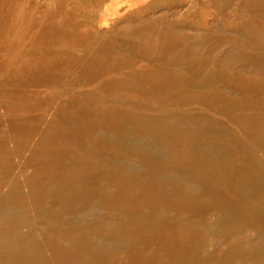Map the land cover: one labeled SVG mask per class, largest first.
Masks as SVG:
<instances>
[{
	"label": "rangeland",
	"instance_id": "rangeland-1",
	"mask_svg": "<svg viewBox=\"0 0 264 264\" xmlns=\"http://www.w3.org/2000/svg\"><path fill=\"white\" fill-rule=\"evenodd\" d=\"M55 1L0 0V264H264V0H197L183 17L186 0H145L111 29L94 7L113 0Z\"/></svg>",
	"mask_w": 264,
	"mask_h": 264
},
{
	"label": "bare ground",
	"instance_id": "bare-ground-1",
	"mask_svg": "<svg viewBox=\"0 0 264 264\" xmlns=\"http://www.w3.org/2000/svg\"><path fill=\"white\" fill-rule=\"evenodd\" d=\"M48 1H49V2H48V4H49V3L51 2V0H48ZM63 1H64V0H63ZM79 1H80V0H79ZM97 1H98V0H97ZM142 1H145V0H113L112 3H109V5L107 4V5H104V6H96V7H94V9L97 10L98 12H100V14H101L100 19L98 20V24H99V25H102V27H103V26H105V27H109L112 18H114L115 16H117V15L119 14V12H120V7H121V6H123V5L126 6V10H125V12H127V11H128V12H129V11L131 12V10H133V11L141 10V5H142V4H141V5H139V4L142 3ZM156 1H157V0H156ZM201 1H202V0H201ZM207 1L210 2L211 0H210V1L207 0ZM255 1H256V0H255ZM45 2H46V1H45ZM55 2L57 3L58 1L56 0ZM55 2H54V3H55ZM68 2H69V1H68ZM153 2H155V0H154ZM167 2H168V1L166 0L165 3H167ZM211 2H212V1H211ZM65 3H66V2H65ZM96 3H98V2H96ZM206 3H207V2H206ZM44 4H45V3H44ZM52 4H53V3H52ZM57 4H58V3H57ZM93 4H94V3H93ZM149 4H150V3H149ZM149 4H148V6L150 7L151 5H149ZM210 4H211V3H210ZM256 4H257V3H256ZM256 4H255V5H256ZM50 5H51V3H50ZM54 5H55V4H54ZM58 5H59V4H58ZM66 5H67V3H66ZM174 5H175V4H174ZM181 5H182V4H181ZM201 5H202V4H201ZM201 5H200V7H201ZM211 5H212V4H211ZM262 5H263V4H262ZM40 6H41V5H40ZM42 6H43V5H42ZM52 6H53V5H52ZM55 6H56V5H55ZM60 6H63V5H59V7H60ZM125 6H124V7H125ZM176 6H177V5H176ZM176 6H175V7H176ZM59 7H58V8H59ZM74 7H75V6H74ZM90 7H92L91 9H93V6H90ZM109 7H113V8H114V12L111 13V14H109V15L104 14L103 11H104L105 9H108ZM145 7L147 8V6H145ZM198 7H199V4H198L197 0H186L185 5H183V7L180 8V9L183 11V12L181 13V16L183 17V15H185L186 13H190V12H193V11H194V13H197L196 10L198 9ZM206 7H207V5H206ZM210 7H211V6L209 5V9L211 10L212 7H211V8H210ZM260 7H261V6H260ZM44 8L46 9V8H48V6H46V7L44 6ZM53 8H54V7H53ZM58 8H55V10H56V9L58 10ZM87 8H89V7H87ZM176 8H177V7H176ZM178 8H179V7H178ZM213 8H214V7H213ZM257 8H258V7H257ZM263 8H264V6H263ZM41 9H42V7H41ZM45 9H44V10H45ZM76 9H77V8H76ZM164 9H165V8H164ZM216 9H217V8H216ZM254 9H255V7H254ZM42 10H43V9H42ZM42 10H41L40 12H42ZM44 10H43V11H44ZM60 10L62 11V7L60 8ZM78 10H79V9H78ZM84 10H85V9H84ZM87 10H89V9H87ZM145 10H146V9H145ZM175 10H176V9H175ZM255 10H256V9H255ZM61 11H59V12L61 13ZM63 11H64V10H63ZM133 11H132V12H133ZM161 11H163V10H161ZM165 11H166V10H165ZM168 11H169V9H168ZM168 11H167V12H168ZM170 11H171V10H170ZM173 11H174V10H173ZM197 11H198V10H197ZM205 11H208V10H205ZM256 11H257V10H256ZM260 11H261V10H260ZM45 12H46V11H45ZM51 12H52V11H51ZM123 12H124V11H123ZM123 12H122V13H123ZM154 12H155V11H154ZM57 13H58V11H57ZM62 13H64V12H62ZM62 13H61V14L58 13L59 16H57V17H60V15H61V16L65 15V14H62ZM120 13H121V12H120ZM157 13H158V12H157ZM169 13H170V12H169ZM172 13L175 14V12H172ZM209 13H210V12H209ZM43 14H44V12H43ZM46 14H47V16H48V13H47V12H46ZM66 14H67V13H66ZM160 14H161V13H160ZM160 14H158V15H160ZM179 14H180V13H179ZM259 14L261 15V13H259ZM155 15H157V14L155 13ZM161 15H162V14H161ZM197 15H198V13H197ZM45 16H46V15H45ZM49 16H50V14H49ZM146 16H147V15H146ZM178 16H179V15H178ZM195 16H196V15H195ZM205 16H206V15H205ZM210 16H212V15H210ZM53 17H54V18L56 17L55 14L53 15ZM69 17H70V15H69ZM71 17H72V16H71ZM122 17H123V16H122ZM142 17H143V16H142ZM154 17H155V16H154ZM174 17H175V16H174ZM48 18H49V17H48ZM48 18H47V19H48ZM62 18H63V17H62ZM91 18H92V17H91ZM148 18H149V16H148ZM156 18H157V17H156ZM172 18H173V15H172ZM208 18H209V16H208ZM49 19H50V18H49ZM65 19H67V18H65ZM118 19H119V18H118ZM135 19L137 20V18H135ZM139 19H142V20H148L147 24L149 23V20H150V19L152 20V18H150V19L139 18ZM153 19H154V18H153ZM168 19H169V18H168ZM179 19H180V16H179ZM213 19H215V18L212 17V20H213ZM57 20H58V19H57ZM57 20H56V21H57ZM69 20H70V19H68L67 21H69ZM119 20H120V19H119ZM151 20H150V21H151ZM172 20H173V19H172ZM46 21H47V20H46ZM49 21H50V20H49ZM51 21H52V19H51ZM53 21H54V20H53ZM65 21H66V20H65ZM169 21H170V20H169ZM169 21H168V23H169ZM70 22L73 23L72 20H71ZM117 22H118V21H117ZM155 22H156V21H155ZM163 22H164V21H163ZM165 22H166V21H165ZM172 22H173V21H172ZM211 22H212V21H211ZM211 22H210V24H211ZM55 23H57V22H54V25H55ZM114 23H115V22H114ZM126 23H127V22H126ZM145 23H146V21H145ZM145 23H144V24H145ZM151 23L154 25V20H153V22H151ZM151 23H150V24H151ZM161 23H162V22H161ZM68 24H69V23H68ZM127 24H128V23H127ZM127 24H126V25H127ZM130 24H131V23H130ZM156 24H157V23H156ZM156 24H155V26L157 27ZM202 24H203V26H204V23H202ZM208 24H209V23H208ZM69 25H70V24H69ZM77 25H78V24H77ZM85 25H86V24H85ZM85 25H83V26L85 27ZM113 25H114V24H113ZM113 25H112V26H113ZM132 25H133V24H132ZM212 25H214V24H212ZM55 26H56V25H55ZM121 26H122V25H121ZM123 26H124V25H123ZM123 26H122V27H123ZM147 26H148V25H147ZM155 26H154V27H155ZM158 26H161V25H158ZM162 26H165V25H162ZM167 26H168V25H167ZM214 26H215V25H214ZM214 26H213V27H214ZM60 27H61V26H60ZM60 27H59L58 29H60ZM105 27H104V28H105ZM122 27H121V30L124 31L125 29L122 28ZM134 27H135V26H134ZM144 27H145V26H144ZM148 27H149V26H148ZM148 27H145V28L149 29L150 27H149V28H148ZM151 27H152V26H151ZM154 27H153V28H154ZM210 27H211V26H210ZM76 28H77V27H76ZM109 28H110V27H109ZM112 28H115V27H112ZM119 28H120V27H119ZM145 28H144V30H145ZM167 28H168V27H167ZM167 28H166V29H167ZM169 28H170V27H169ZM176 28H178V27L176 26ZM185 28H186V27H185ZM185 28H184V29H185ZM193 28H194V27H193ZM110 29H111V28H110ZM156 29H157V28H156ZM163 29H164V28H163ZM171 29H173V28H171ZM174 29H175V28H174ZM23 30H24V28H23ZM95 30H96V28H95ZM101 30H104V29H101ZM107 30H108V29H107ZM114 30H115V29H114ZM161 30H162V27H161ZM161 30H160V31H161ZM177 30H178V29H177ZM181 30H182V29H181ZM187 30H188V29L186 28V31H187ZM189 30H190V29H189ZM208 30H209V29H208ZM111 31H112V30H111ZM118 31H119V30H118ZM154 31H155V30H154ZM173 31H174V30H173ZM173 31H172V32H173ZM179 31H180V30H179ZM179 31H178V32H179ZM184 31H185V30H184ZM184 31H183V32H184ZM190 31H191V30H190ZM193 31H194V30H193ZM193 31H192V32H193ZM220 31H222V30H220ZM99 32H100V31H99ZM99 32L97 33L98 35H99ZM107 32H108V31H107ZM107 32H105V33L107 34ZM125 32H128V31L125 30ZM134 32H135V30H134ZM134 32H133V33H134ZM136 32H137V31H136ZM144 32H145V31H144ZM151 32H152V31H151ZM161 32H162V31H161ZM163 32H164V30H163ZM165 32H167V31H165ZM169 32H170V31H169ZM175 32H176V30H175ZM180 32H181V31H180ZM108 33H109V32H108ZM122 33H123V32H122ZM122 33H121V34H122ZM130 33H131V32H130ZM130 33H129V34H130ZM202 33H203V32H202ZM109 34H110V36H111V35H112V32L109 33ZM113 34H114V33H113ZM123 34H124V33H123ZM123 34H122V35H123ZM126 34H128V33H126ZM134 34H135V35H134ZM134 34H132L133 37L130 35V36L133 38V40L135 39L134 37H136V33H134ZM144 34H145V33H144ZM153 34H154V33H153ZM204 34H206V35H204ZM204 34H203V36H207L208 33H204ZM74 35H75V34H74ZM76 35H77V34H76ZM122 35H121V36H122ZM137 35H138V37H139V39H140L139 34H137ZM141 35H143V34H141ZM22 36H23V34H22ZM77 36H78V35H77ZM80 36H81V35H80ZM110 36H109V38L111 39ZM123 36H124V35H123ZM130 36H129V37H130ZM155 36H156V35H155ZM96 37H97V36H96ZM98 37H99V36H98ZM138 37H137V38H138ZM72 38H74V37H72ZM78 38H79V37H78ZM142 38H143V37H142ZM153 38H154V37H153ZM158 38H159V36H158V37L156 36V41H157ZM163 38H164V36H163ZM97 39H98V38H97ZM110 39H109L108 41H110V43H111L112 41H111ZM139 39H138V40H139ZM25 40H26V38H25ZM60 40H61V38H60ZM60 40H59V41H60ZM63 40H64V38H63ZM63 40H62V41H63ZM78 40H79V39H78ZM99 40H100V39H99ZM154 40H155V38H154ZM166 40H168V38H166ZM169 40L171 41L172 39L169 38ZM93 41H94V40H93ZM97 41H98V40H97ZM118 41H119V40H118ZM140 41H142V40L140 39ZM151 41H152V39H151ZM170 41H167V45L170 44V43H168V42H170ZM104 42H105V41H104ZM113 42H114V41H113ZM115 42H117V41H115ZM138 42H139V41H138ZM143 42H144V41H143ZM153 42H154V41H153ZM164 42H165V40L163 41V43H164ZM60 43H61V42H59V44H60ZM76 43H78V42H76ZM107 43H108V42H107ZM107 43H106V44H107ZM110 43H109V45H108V44H107V45L110 46ZM139 43H140V42H139ZM139 43H138V44H139ZM144 43H145V42H144ZM157 43H158V42H157ZM161 43H162V42H161ZM161 43H160V44H161ZM163 43H162V44H163ZM95 44H96V43H95ZM95 44H94V45H95ZM119 44H122V43L119 42ZM125 44H126V43H125ZM129 44H131V42H130ZM138 44H137V45H138ZM162 44H161L159 47H161ZM164 44H165V43H164ZM164 44H163V45H164ZM122 45H123V44H122ZM142 45H143V44H142ZM171 45H172V44H171ZM189 45L192 46V44H189ZM92 46H93V45H92ZM92 46H91V47H92ZM108 46H107V47H108ZM116 46H118V45H116ZM119 46H120V45H119ZM173 46H174V45H173ZM191 46H190V47H191ZM84 47H85V46H84ZM159 47H158V48H159ZM164 47H165V46H164ZM164 47H162V48L164 49ZM174 47H175V46H174ZM174 47H173V49H175ZM180 47H181V50H182V46H180ZM190 47H189V48H190ZM88 48H89V47H88ZM88 48L85 47L84 49H87V50L89 51L90 49H88ZM109 48L111 49L112 47H109ZM166 48H167V47H166ZM166 48H165V51H167ZM170 48H172V46H171ZM170 48H168V50H169ZM91 49H92V48H91ZM103 49H104V48H103ZM110 49H109V50H110ZM138 49L140 50V48H138ZM142 49H143V48H142ZM176 49L179 50L178 47H176ZM104 50H107V51H108V49H106V48H105ZM117 50H119V49H117ZM129 50H130V48H129ZM158 50H161V49H158ZM171 50H172V49H171ZM181 50H180V51H181ZM188 50L191 51V49H188ZM192 50H193V49H192ZM84 51H86V50H84ZM95 51H96V52H94V53H95L94 56H95V55H97V56H101V55L103 54V52H104V51H103V52L100 53V55H99V54H96L98 50H95ZM124 51H125V50H124ZM136 51H137V50H136ZM140 51H141V50H140ZM142 51H143V50H142ZM162 51H163V50H162ZM162 51H161V52H162ZM169 51H170V50H169ZM169 51H168V53H172V52H169ZM174 51H175V50H174ZM190 51H188V52H190ZM91 52H92V50H91ZM100 52H101V51H100ZM131 52H132V51H131ZM145 52H146V51H145ZM145 52H144V53H145ZM158 52H159V51H158ZM158 52H157V54H158ZM163 52H164V51H163ZM182 52H185V51L183 50ZM89 53H90V52H89ZM127 53H129V52L127 51ZM135 53H136V52H135ZM150 53H151V52H150ZM154 53H156V51H155ZM168 53H167V54H168ZM173 53H174V52H173ZM191 53H192V52H191ZM74 54H76V53H74ZM77 54H78V53H77ZM115 54H116V52L113 53V55H115ZM142 54H143V53H142ZM161 54L165 55V52H164V53H161ZM188 54H189V53H188ZM80 55H81V54H80ZM87 55H89V54H87ZM91 55H92V53H91ZM91 55H90V57H91ZM111 55H112V54H111ZM126 55L128 56L129 54H126ZM143 55H144V54H143ZM150 55H151V54H149V56H150ZM158 55H159V54H158ZM158 55H157V56H158ZM163 55H161V56H163ZM171 55H172V54H170V56H171ZM81 56H83V54H82ZM97 56H95L94 58L96 59ZM117 56H118V55H116V57H117ZM119 56L122 57L121 54H120ZM124 56H125V55H124ZM124 56H123V57H124ZM133 56H134V58L131 56V57L133 58V59L130 58L131 60H134V59L136 58L134 54H133ZM137 56H138V55H137ZM139 56H140V54H139ZM155 56H156V55H155ZM170 56H168V57H170ZM191 56H192V55H191ZM70 57H72V56H70ZM116 57L114 56V57H112V58H115L114 60H116V59H117ZM123 57H122V58H123ZM128 57H129V56H128ZM145 57H146V55L144 56V59H145ZM83 58H84V57H83ZM118 58H119V57H118ZM122 58H121L120 60H122ZM165 58H166V57H165ZM179 58H180V56H179ZM181 58H182V57H181ZM183 58H185V56H184ZM74 59H75V60H74ZM97 59H98V58H97ZM97 59H96V60H97ZM108 59H109V58H108ZM127 59H128V58H127ZM130 59H129V61H130ZM136 59H137V58H136ZM152 59H153V58H152ZM73 60L76 61V57L73 56ZM79 60H80V59H79ZM89 60H90V59H89ZM114 60L111 59L112 62H113ZM117 60H119V59H117ZM117 60H116V62H117V65H118V63H120V61L118 62ZM140 60H141V59H140ZM77 61H78V60H77ZM90 61H92V60H90ZM105 61H107V60H105ZM175 61H177V60H175ZM71 62H72V61H71ZM93 62H94V60H93ZM122 62H123V61H122ZM136 62H137V60H136ZM143 62H144V61L142 60V63H143ZM168 62H169V60H168ZM172 62H173V61H172ZM73 63H74V62H73ZM95 63H97V62H95ZM108 63H110V61L107 62V65H108ZM128 63H129V62H128ZM130 63H134V62L132 61V62H130ZM138 63H139V60H138ZM146 63H147V62H146ZM157 63H158V62H157ZM173 63H174V62H173ZM100 64H101V63H100ZM122 64H123V63H122ZM144 64H145V63H144ZM144 64H143V66H140V68H143V67L145 68ZM94 65H95V64H94ZM112 65H114V63H113ZM120 65H121V64H120ZM123 65H125V62H124ZM137 65H138V64H136V66H137ZM145 65H146V64H145ZM167 65H170V64H167ZM171 65H172V64H171ZM121 66H122V65H121ZM152 66H153V65H152ZM164 66H166V65L164 64ZM107 67H108V66H107ZM107 67H105V68H107ZM111 68L113 69V67H111ZM146 68H147V67H146ZM148 68H152V67L148 66ZM148 68H147V70H149ZM166 68L168 69V66H167ZM171 68H172V67H171ZM115 69H116V68H115ZM167 69H164V71L167 70ZM113 70H114V69H113ZM131 70H132V69H131ZM147 70H145V75H146ZM170 70H171V69H170ZM107 71H108V70H107ZM152 71H153V70H152ZM159 71H160V70H159ZM164 71H162V72H164ZM149 72H150V71H149ZM160 72H161V71H160ZM160 72H159V73H160ZM168 72H169V69H168ZM170 72H171V71H170ZM179 72L181 73V70H180ZM111 73H112V71H111ZM138 73H139V72H138ZM138 73H136V74L139 75ZM140 73H141V72H140ZM152 73H153V72H152ZM152 73H150V75H151ZM157 73H158V72H157ZM176 73H177V72H176ZM176 73H175V72L173 73V75H172L173 77H172V78L175 77L174 79H177L176 77H178V76H174ZM108 74H109V71H108ZM155 74H156V73L154 72V75H155ZM169 74H170V73H169ZM169 74H168V75H169ZM182 74H183V73H182ZM184 74H185V73H184ZM95 75H96V74H95ZM150 75H148V77H149ZM156 75H157V74H156ZM156 75H155V76H153V75L150 76V77H153V78L156 77V79H155V83H154L155 85L158 84V82H157L158 78H157V77H159V76H156ZM98 76H99V75H98ZM109 76L111 77V75H108V77H109ZM184 76H185V75H184ZM105 77H107V75H105ZM105 77H103V80L105 79ZM113 77H116V76H113ZM113 77H112V78H113ZM144 77H145V76H144ZM146 77H147V76H146ZM150 77H149V78H150ZM169 77H171V76H169ZM96 78H97V77H96ZM142 78H143V77H142ZM180 78H181V76H180ZM100 79H101V78H100ZM146 79H147V78H146ZM151 79H152V78H151ZM159 79H160V77H159ZM163 79H164V78H163ZM174 79H172V82H174ZM186 79H187V78H186ZM85 80H86V79H85ZM110 80H112V79L110 78ZM117 80H118V78H117ZM117 80H115L116 83H117V84H115V85H118V84H119V88H120V83L122 82V81H121V77H120V79H119V80H120V83L117 82ZM122 80H124V79H122ZM169 80H170V79H169ZM169 80H168V81H169ZM177 80H180V81H181L182 79H179V78H178ZM95 81H96V80L92 81V82L94 83V85H95ZM107 81H108V80H107ZM115 81H114V82H115ZM129 81H130V80H129ZM134 81H135V80H133V84H132V85H131V84L129 85V87L132 86V89H133L134 86H138L139 84H140L139 87L142 86V84L140 83V82H142V81L137 82V83H139L138 85H134V83H135ZM158 81H159V80H158ZM162 81H163V80H162ZM162 81H159V84H158V85H161L160 82L162 83ZM184 81H185V80H184ZM86 82H88V81H86ZM110 82H111V81H110ZM125 82H126V83H125V84L122 83L121 86H122V85H125V86H126L125 88H127V85H128L129 83L127 84V80H126V79H125ZM156 82H157V83H156ZM166 82H167V81H166ZM175 82H176V81H175ZM181 82H182V81H181ZM186 82H187V81H186ZM96 83H97V82H96ZM137 83H136V84H137ZM142 83H144V82H142ZM163 83H164V82H163ZM169 83H170V81H169ZM176 83L179 84V82H176ZM176 83H175V85H177ZM183 83H185V82H183ZM86 84H88V83H86ZM112 84H114L113 81H112ZM167 84H168V83H167ZM167 84L165 85V83H164V87H165V86L168 87ZM180 84H181V83H180ZM91 85H92V83H91ZM91 85H90V86H91ZM115 85H114V86H115ZM145 85H146V84H145ZM145 85H144V86H145ZM148 85H149V84H148ZM155 85H154V86H155ZM80 86H81V84H80ZM105 86H107V85H105ZM150 86H151V85H149V87H150ZM162 86H163V85H162ZM107 87H108V86H107ZM139 87H134V88H136V89H137V88H138V89H141V88H139ZM149 87H148V88H149ZM170 87H174V84H173V86L170 84ZM187 87H188V86H187ZM115 88H116V86H115ZM117 88H118V87H117ZM117 88H116V89H117ZM123 88H124V87H123ZM143 88H144V87H143ZM150 88H151V87H150ZM150 88H149V89H150ZM154 88H155V87H154ZM168 88H169V87H168ZM168 88H167V89H168ZM138 89H137V90H138ZM149 89H146V86H145V90H149ZM152 89H153V87H152ZM152 89H151V90H152ZM158 89H159V88H158ZM174 89H175L176 92H177V90H179L178 87H175ZM185 89H186V88H185ZM112 90H114V89H111V90L109 89V91L113 92ZM155 90H157V88H156ZM160 90H163V91H164V89H160ZM208 90H209V89H208ZM86 91L88 92V90H86ZM94 91H95V90H93V92H94ZM109 91H108V92H109ZM139 91L141 92V90H139ZM163 91H162L161 94H163V96H164L165 91H164V92H163ZM166 91H167V90H166ZM179 91H180V90H179ZM212 91H213V90H212ZM77 92H78V91H77ZM93 92H92V90H91V92H88L87 95H88V94H91V93H93ZM108 92H107V93H108ZM111 92H110V93H111ZM142 92H143V90H142ZM142 92H141V93H142ZM144 92H145V91H144ZM146 92H148V91H146ZM157 92H159V90L156 91L155 93H156V95L158 94L157 96H161V94H159L160 92H159V93H157ZM176 92H175V94H176ZM136 93H137V92H136ZM136 93H135V94H136ZM148 93H149V92H148ZM155 93H152V94H155ZM167 93H168V92H167ZM171 93H173V92L171 91ZM178 93H179V92H178ZM212 93H214V92H212ZM93 94H95V93H93ZM128 94H130V93H128ZM142 94H143V95H142ZM142 94H141V97H142V96H145L144 93H142ZM149 94H151V93H149ZM152 94H151V95H152ZM169 94H170V93H169ZM169 94H168V96H169ZM96 95H98V93H96ZM100 95H101V94H100ZM100 95H99V96H100ZM102 95H104V94H102ZM105 95H106V94H105ZM146 95L148 96L147 93H146ZM151 95H149V97H151ZM108 96H110V95H108ZM108 96H107V98H109ZM133 96H134V95H132V97H133ZM136 96H138V98L140 97V95H138V94H136ZM122 97H125V96H122ZM122 97H121V98H122ZM126 97H127V96H126ZM152 97H153V95H152ZM170 97H171V96H170ZM110 98H111V97H110ZM115 98H116V96H115ZM121 98H120V99H121ZM127 98H128V97H127ZM130 98H131V97H130ZM142 98L144 99V97H142ZM117 99H119V97L116 98V100H117ZM165 99H166V98H165ZM168 99H169V97H168ZM209 99H211V98H209ZM122 100H123V99H122ZM117 101H118V100H117ZM135 101H137V100H135ZM123 102H124V101H123ZM139 102L141 103V101H139ZM157 103H158V102H157ZM162 103H163V102H161V104H162ZM145 104H147V107H150V106H151V105L149 106L148 103H145ZM124 105H126V104H124ZM183 105H185V104H183ZM134 106H135V105H134ZM132 107H133V106H132ZM135 108H136V107H135ZM135 108H133V111L137 110V109H135ZM143 108H144V107H143ZM153 108H154V106L151 107L150 110H152ZM193 108H194V107H193ZM134 109H135V110H134ZM140 109H141V108H140ZM144 109H145V108H144ZM148 109H149V108H148ZM154 109H155V108H154ZM191 109H192V108H191ZM194 109H195V108H194ZM131 110H132V109H131ZM157 110H159V109H157ZM125 111H127V110H125ZM154 111H156V110H154ZM164 111H165V110H164ZM164 111H163V112H164ZM129 112H131V111H129ZM159 112H160V113L162 112V109H161V108H160ZM163 112H162V113H163ZM124 113H125V112H124ZM135 113H136L135 116H140V115H137V112H136V111H135ZM156 113H158V111H157ZM160 113H159V114H160ZM131 114L133 115L134 112L131 113ZM159 114H158V117H159ZM163 114H165V113H163ZM168 114H169V113H168ZM171 114H172V113H171ZM178 114L180 115V113H178ZM199 114H201V113H199ZM127 115H128V114H127ZM142 115H143V114H142ZM149 115H150V114H149ZM166 115H167V114H166ZM169 115H170V114H169ZM176 115H177V114H176ZM179 115H177V116H179ZM181 115H182V114H181ZM185 115H186V114H184L183 116H185ZM192 115H194V114H192ZM201 115H202V114H201ZM203 115H204V114H203ZM128 116H131V115H128ZM133 116H134V115H133ZM144 116H148V115L146 114V115H144ZM152 116H153V115H151V117H152ZM170 116H171V115H170ZM186 116L188 117L189 115H186ZM199 116H200V115H199ZM142 117H143V116H142ZM142 117H141V119H142ZM165 117H166V116H165ZM167 117H168V115H167ZM174 117H175V115H174ZM189 117H192V116H189ZM194 117L196 118L197 116L195 115ZM194 117H193V118H194ZM143 118H144V117H143ZM145 118H146V117H145ZM145 118H144V119H145ZM147 118L149 119L150 117H147ZM153 118L155 119L156 117H153ZM160 118L163 119V117H161V116H160ZM168 118H171V117H168ZM168 118H165V119H168ZM176 118H178V117H176ZM138 119H140V118L138 117ZM154 119H153V120H154ZM158 119H159V118H158ZM161 119H160V120H161ZM178 119H180V118H178ZM142 120H143V119H142ZM150 120H152V118H151ZM156 120H157V119H156ZM218 120H220V119H218ZM148 121H149V120H148ZM148 121L146 120V122H148ZM157 121H158V120H157ZM157 121H156V122H157ZM184 121L186 122V119H185ZM214 121H216V120H214ZM153 122H155V121H153ZM153 122H152V124H153ZM215 123L217 124L218 121L215 122ZM218 124H219V123H218ZM231 126H232V125H231ZM229 127H230V126H229ZM235 127H236V126H235ZM241 129H242V128H241ZM227 130L229 131V129H227ZM233 130H234V129H233ZM242 130H243V129H242ZM242 130H241V131H242ZM46 131H47V130H46ZM48 131H49V130H48ZM243 132H244V131H243ZM234 133H235V130H234ZM234 133L231 134V135H232V136L234 135V138H235V134H234ZM245 134H246V132H245ZM116 135H117V134H116ZM247 135H249V134L247 133ZM240 137H241V136H240ZM240 137H239V134H238V135L236 134V138L241 139V142H242L243 140H242V138H240ZM245 137H246V136H245ZM247 137H248V136H247ZM101 138H103V137H101ZM113 139H114V138H113ZM115 139H116V138H115ZM119 139H120V138H119ZM232 140H233V139H232ZM248 140H249V139H248ZM119 141L121 142V140H119ZM125 141L127 142V140H125ZM126 142H124V143H126ZM239 142H240V140H239ZM241 142H240V143H241ZM244 142H245V141H243L241 144H243ZM231 143H232V142H231ZM111 144H112V143H111ZM133 145H134V144H133ZM136 145H137V144H136ZM136 145H134V146H136ZM146 145H147V144H146ZM151 145H152V144H151ZM244 145H246V144L244 143ZM247 145H248V144H247ZM111 146H112V145H111ZM116 146H117V142H116ZM116 146H114V147H116ZM118 146H120V145L118 144ZM121 146H122V145H121ZM232 146H233V145H232ZM236 146H238V145H236ZM248 146H249V145H248ZM126 147H127V146H126ZM137 147H138V146H137ZM140 147H141V146H140ZM148 147H149V146H148ZM153 147H154V146H153ZM233 147H234V146H233ZM242 147H243V146H242ZM89 148H90V147H89ZM243 148H244V147H243ZM153 149H154V148H153ZM234 149H235V148H234ZM239 149H240V148H239ZM88 150H89V149H88ZM148 150H149V149H148ZM154 150H156V149H154ZM157 150H158V149H157ZM159 150H160V148H159ZM240 150H241V149H240ZM242 150H243V149H242ZM248 150H249V148H248ZM250 150L252 151V149H250ZM86 151H87V150H86ZM99 151H100V150H99ZM229 151L232 152L231 150H229ZM243 151H244V150H243ZM243 151H242V153H243ZM245 151H247V150H245ZM89 152H90V151H87V153H89ZM93 152H94V150H93ZM145 152H146V151H145ZM96 153H97V152H96ZM154 153H155L156 155H159V153H158V154H157L156 152H154ZM232 153H233V152H232ZM253 153H254V155H256L255 157L258 156L257 153H255L254 151H253ZM91 154H92V152H90V155H91ZM93 154L95 155V153H93ZM106 154H107V153H106ZM144 154H145V153H144ZM147 154H148V153H147ZM149 154H150V153H149ZM149 154H148V155H149ZM164 154H165V153H164ZM109 155H110V154H109ZM150 155H151V154H150ZM104 156H105V155H104ZM152 157H154L153 154H152ZM156 157H158V156H156ZM158 159H160V155H159V158H158ZM161 159H163V157H162ZM257 159H258V158H257ZM259 159H260V158H259ZM147 160H148V159H147ZM153 160H154V159H153ZM163 160H164V159H163ZM257 161H258V160H257ZM263 161H264V160H263ZM109 162H110V161H109ZM161 162H163V161H161ZM143 163H145V162H143ZM150 163H152V162H150ZM163 163H164V165L161 166L162 168L165 167V162H163ZM259 163H260V162H259ZM111 164H112V163H111ZM111 164H110V165H111ZM156 164L159 165L158 163H156ZM160 164H161V163H160ZM124 165L127 167L128 163H127V165H126V163H124ZM129 165H130V164H129ZM140 165H142V164H140ZM152 165H153V164H152ZM161 165H162V164H161ZM180 165H182V164H177L176 167H179ZM260 165H262V164H260ZM125 166H124V167H125ZM138 166H139V165H138ZM138 166H137V167H138ZM147 166H148V164H147ZM150 166H151V165H149V167H150ZM159 166H160V165H159ZM170 166H171V165H170ZM137 167H136V168H137ZM141 167H142V166H141ZM145 167H146V166H145ZM155 167H156V166H154L153 168H155ZM161 167H160V168H161ZM127 168L129 169V167H127ZM130 168H132V167L130 166ZM146 168H148V167H146ZM151 168H152V166H151ZM156 168H157V167H156ZM160 168L158 167V172H159V169H160ZM162 168H161V169H162ZM169 168H170V167H169ZM169 168H166V167H165V168H163V169H166V171H167V169H169ZM179 168H180V167H179ZM182 168H184V167H182ZM188 168H189V166L186 167L187 172H188V170H190V168H192V167H190L189 169H188ZM128 169H127V170H128ZM132 169H134V167H133ZM142 169H143V168H142ZM148 169H149V168H148ZM171 169H174L175 174H177V171H178V170L175 171L176 168L171 167L170 170H171ZM143 170L145 171V170H147V169H143ZM143 170H142V171H143ZM170 170H168V172H166V173H167V176L169 175L168 173H169ZM191 170L193 171V170H195V169H191ZM261 170H262V169H261ZM261 170H260V172H261L260 175L263 173ZM131 171H132V170H130V172H131ZM142 171H141V172H142ZM147 171H148V170H147ZM160 171H162V170H160ZM195 171H196V170H195ZM195 171L192 172L193 175L196 173ZM101 172H102V171H101ZM106 172H107V171H106ZM113 172H115V171H113ZM130 172H128V173H130ZM149 172H150V171H149ZM154 172H155V171H154ZM131 173H132V172H131ZM159 173H160V172H159ZM171 173H173V170L170 171V175H172ZM188 173H189V172H188ZM192 173H189V174L192 175ZM197 173L200 174V173L198 172V170H197ZM197 173H196V174H197ZM133 174H134V173H133ZM175 174H174V176H176ZM146 175H148V174L146 173ZM151 175H153V174L151 173ZM160 175H162V174H160ZM200 175H201V174H200ZM157 176H158V175H156V176H154V177L157 178ZM162 176H164V175H162ZM178 176H179V178L181 177V175H179V174H178ZM178 176H177V177H178ZM186 176H188L187 173H186ZM131 177H133V176H131ZM131 177H130V178H131ZM142 177H143L144 180H145V174H144V176H142ZM154 177L151 176V179H152V178L154 179ZM168 177H170V176H168ZM177 177H176V178H177ZM189 177H191V176H189ZM193 177L196 178L197 176L194 175ZM261 177H262V176H261ZM68 178H69V177H68ZM71 178H73V177H71ZM71 178H70V179H71ZM86 178H87V177H86ZM146 178H147V177H146ZM156 178H155V179H156ZM158 178H159V177H158ZM160 178H161V177H160ZM171 178H172V177H171ZM174 178H175V177H174ZM181 178H183V177H181ZM184 178H187V177H184ZM63 179L66 180L67 177H66V178H63ZM70 179H67V180H70ZM87 179H88V178H87ZM87 179H86V180H87ZM164 179L166 180V178H164ZM67 180H66L65 182H67ZM71 180H72V179H71ZM74 180H75V179H74ZM147 180H149V179H147ZM171 180H173V178H172ZM181 180L185 181L184 179H181ZM187 180H189V179H187ZM126 181H127V180H126ZM151 181H154V180H151ZM174 181H175V180H174ZM178 181H179V180H178ZM61 182H62V180H61ZM61 182H60V183H61ZM63 182H64V181H63ZM63 182H62V183H63ZM84 182H85V181H84ZM87 182H88V181H87ZM132 182H133V181H132ZM175 182H176V181H175ZM67 183H68V182H67ZM126 183H128V185H129L130 182H126ZM137 183H138V182H137ZM133 185H134V184H132V186H133ZM188 185H190V184H188ZM191 185H193V184H191ZM68 186H69V185H68ZM68 186H67V187H68ZM134 186H136V184H135ZM200 186H202V185H200ZM200 186H199V187H200ZM69 187H70V188H72V187L74 188V185H73L72 187H71V186H69ZM184 187L186 188L185 185H184ZM195 187H196V185H195ZM193 188H194V187H193ZM201 188H202V187H201ZM183 189H184V188H183ZM189 189H190V188H189ZM191 189H192V188H191ZM73 190H74V189H73ZM185 190H187V188H186ZM192 190H193V189H192ZM69 191H70V190H69ZM181 191H182V190H181ZM71 192H72V190H71ZM183 192H184V191H183ZM67 193H68V191H67ZM67 193L64 194V195L67 196ZM77 193H78V192H77ZM74 194L76 195L75 192H74ZM68 195H71V194H68ZM72 195H73V193H72ZM72 195H71V197H72ZM84 195H85V194H84ZM90 195H91V194H89V196H90ZM174 195H176V194H174ZM174 195H173V198H174ZM62 196H63V195H62ZM68 197H69V196H68ZM88 198H90V197H88ZM88 198H87V199H88ZM66 199H68V198H66ZM178 199H180V198H178ZM72 200H78V199L75 198V199H72ZM174 200H176V199L174 198ZM70 201H71V200H70ZM180 201H181V200H180ZM180 201H179V202H180ZM66 202L68 203L69 201L67 200ZM66 202H65V204H66ZM71 202H72V201H71ZM190 202H191V200L189 201V203H190ZM75 203H76V201H75ZM172 203H173V202H172ZM174 203L176 204V202H174ZM191 203H193V202H191ZM191 203H190V204H191ZM68 204H69V203H68ZM71 204H72V203H71ZM86 204H88V203H86ZM63 205H64V202H63ZM76 205H77V204H76ZM92 205H93V202H92ZM196 205H197V204H196ZM87 206H88V205H87ZM93 206H94V205H93ZM93 206H91V208H92ZM95 206H97V205L95 204ZM163 206L165 207V205H163ZM50 207H51V206H50ZM52 207H53V206H52ZM52 207H51V208H52ZM55 207H56V206H55ZM55 207H54V208H55ZM70 207H71V206H69V208H68L69 210L71 209ZM85 207H86V206H85ZM34 208H35V206H34ZM37 208H38V207H37ZM54 208H53L52 211L55 210ZM89 208H90V207H89ZM32 209H33V207H32ZM44 209H46V208H44ZM48 209H50V208H48ZM48 209H47V210H48ZM62 209H63V208H62ZM64 209H65V208H64ZM72 209H73V208H72ZM72 209H71V212H72ZM84 209H85V208H84ZM87 209H88V208H87ZM35 210L37 211V209H34V211H35ZM40 210H41V209H40ZM57 210H58V209H57ZM65 210H66V209H65ZM69 210H68V211H69ZM88 210H89V209H88ZM88 210H87V211H88ZM60 211H61V208H60ZM68 211H67V213L70 212V211H69V212H68ZM83 211H84V214H85L86 211H85V210H83ZM94 211H95V210H94ZM14 212H15V210H14ZM71 212H70V213H71ZM81 212H82V211H81ZM19 213H21V212H19ZM49 213H50V211H49ZM67 213H66V214H67ZM82 213H83V212H82ZM13 214H14V213H13ZM46 214H47V213H46ZM50 214H52V213H50ZM60 214L62 215V212H61ZM107 214H108V213H107ZM109 214H111V213H109ZM58 215H59V213L57 214V216H58ZM61 215H60V216H61ZM77 215H78V213H77ZM54 216H55V215H54ZM54 216H53V217H54ZM84 216H85V215H84ZM111 217H112V216H111ZM55 218H56V216L54 217V219H55ZM76 218H77V217H76ZM105 218H106V217H105ZM105 218H101V219H105ZM107 218H108V217H107ZM58 219L60 220L61 218L58 217ZM98 219H99V218H98ZM56 220H57V219H56ZM95 220H96V219H95ZM58 223H59V222H58ZM59 224H60V223H59ZM83 234H84V233H82L81 235H83ZM85 234H86V233H85ZM88 235H89V234H88ZM75 236H76V235H75ZM90 237H91V239H92L93 235L91 234ZM88 238H89V237H88ZM88 238H87V239H88ZM94 238H96L95 235H94ZM87 239H86V240H87ZM86 240H85V241H86ZM88 240H89V239H88ZM101 240H102V239H101ZM76 241H77V240H76ZM96 241H97V240H96ZM96 241H94V242L96 243ZM103 241H105V240H103ZM74 242H75V241H74ZM80 242H81V241H80ZM82 242H83V241H82ZM91 242H92V241H89V245H90ZM94 242H92V243H94ZM64 243H68V242L65 241ZM71 243H72V242H71ZM85 243H86V242H85ZM104 243H106V242H104ZM75 244H76V243H75ZM80 244H82V243H80ZM80 244L78 243L79 248H81ZM108 244H109V243H108ZM84 245H85V244H84ZM84 245H82V247H83ZM91 245H93V244H91ZM94 245H95V244H94ZM96 245L98 246V244H96ZM86 246H88V245H86ZM97 246H95V248H96ZM100 246L102 247V244H101ZM90 247H92V246H89V249H88V248H86V249L89 251V250H90ZM98 247H99V246H98ZM83 248H85V246H84ZM99 248H100V247H99ZM99 248H98V249H99ZM98 249H97V250L95 249V250L98 251ZM100 249H101V248H100ZM81 250L84 251L83 249H81ZM92 250H93V247H92ZM93 251H94V250H93ZM93 251H92V252H93ZM86 252H87V251H86ZM86 252L84 251L83 253L86 254ZM89 252H90V251H89ZM89 252H88V253H89ZM99 252H100V250H99ZM99 252H98V253H99ZM80 253H81V251H80ZM90 253H91V252H90ZM131 253H132V252H131ZM59 255H60V253H59ZM80 255H81V254H80ZM92 255L95 256L94 254H92ZM57 256H58V255H57ZM61 256H62V255H60V256H58V257H61ZM97 256H98V255H97ZM97 256H96V257H97ZM59 259H60V258H59ZM44 261H45V260H44ZM59 261H61V260H59ZM58 264H59V263H58ZM104 264H105V263H104Z\"/></svg>",
	"mask_w": 264,
	"mask_h": 264
}]
</instances>
